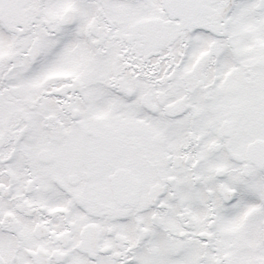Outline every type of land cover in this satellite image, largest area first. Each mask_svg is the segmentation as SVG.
I'll use <instances>...</instances> for the list:
<instances>
[{"label":"flooded vegetation","instance_id":"flooded-vegetation-1","mask_svg":"<svg viewBox=\"0 0 264 264\" xmlns=\"http://www.w3.org/2000/svg\"><path fill=\"white\" fill-rule=\"evenodd\" d=\"M254 3L0 0V264H240L264 217Z\"/></svg>","mask_w":264,"mask_h":264},{"label":"rangeland","instance_id":"rangeland-1","mask_svg":"<svg viewBox=\"0 0 264 264\" xmlns=\"http://www.w3.org/2000/svg\"><path fill=\"white\" fill-rule=\"evenodd\" d=\"M254 2L259 5V0H254ZM255 3L252 6L258 7V5H256ZM253 11L254 10H252V12ZM255 18H258V17H255ZM253 19L246 24L247 28H251L255 31L256 29H259V28L261 29L260 27L261 21L259 20L256 21ZM241 27L245 28V25L242 24ZM235 68H232L234 70V73H233V76H231L232 78L231 80H229L228 84L231 86V89L233 90L232 92V95H234L233 97L238 99L239 96L242 93H244V88L246 92L248 91V88L244 83L245 81H244V75H243L242 70L235 69ZM262 78L264 79V77ZM259 84H261L260 81H259ZM262 88L264 90L263 85H262ZM252 92L261 94L260 92H262V90H259V87L257 86L255 88L252 87ZM258 98L259 100H252L251 102L256 103L260 101L261 97H258ZM255 115H259V114H255ZM259 117L261 120L262 118H264V116H260V115ZM260 127L263 128L262 131L264 132V125H261ZM252 129H258V126L253 125V127L251 128V131ZM263 220H264V217L262 218L261 216H258L255 222L252 223L251 225H248L245 227H236L235 235H232V237H230L229 241H230L231 247H234L236 249L235 250L236 252H239L240 254H244V256H240V264H264V227L262 225ZM5 249L6 248H4L5 253L8 254L9 250H5Z\"/></svg>","mask_w":264,"mask_h":264},{"label":"water","instance_id":"water-1","mask_svg":"<svg viewBox=\"0 0 264 264\" xmlns=\"http://www.w3.org/2000/svg\"><path fill=\"white\" fill-rule=\"evenodd\" d=\"M251 151L255 163L261 167H264V142H258L257 146L255 145Z\"/></svg>","mask_w":264,"mask_h":264}]
</instances>
